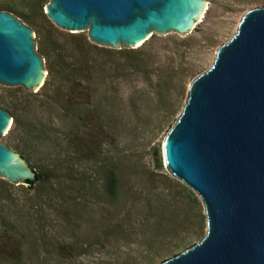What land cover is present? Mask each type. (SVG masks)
Masks as SVG:
<instances>
[{"label":"rangeland","instance_id":"rangeland-1","mask_svg":"<svg viewBox=\"0 0 264 264\" xmlns=\"http://www.w3.org/2000/svg\"><path fill=\"white\" fill-rule=\"evenodd\" d=\"M205 1L185 34L107 46L55 25L49 0H0L33 30L45 71L39 89L0 83L13 120L0 142L46 180L0 176V264H158L203 236L202 202L168 170L161 145L189 82L264 5Z\"/></svg>","mask_w":264,"mask_h":264},{"label":"water","instance_id":"water-1","mask_svg":"<svg viewBox=\"0 0 264 264\" xmlns=\"http://www.w3.org/2000/svg\"><path fill=\"white\" fill-rule=\"evenodd\" d=\"M205 0H49L58 27L107 46H140L152 32L185 34ZM45 71L33 30L0 9V83L39 89ZM0 107V135L12 124ZM168 170L200 198L205 233L158 264H264V5L248 9L187 97L161 145ZM0 176L33 181L26 160L0 142Z\"/></svg>","mask_w":264,"mask_h":264},{"label":"trees","instance_id":"trees-1","mask_svg":"<svg viewBox=\"0 0 264 264\" xmlns=\"http://www.w3.org/2000/svg\"><path fill=\"white\" fill-rule=\"evenodd\" d=\"M14 119H16V118H14ZM14 121H15V120H14ZM33 171L35 172V179H34L33 181L25 180L24 182L27 183L29 186H31V185L34 184V183H39V184L45 183L46 180H44V179L42 178L40 172L35 171L34 169H33ZM110 185H112V184H110ZM110 185H109V186H110ZM113 188H114L113 185H112V187L110 186V190H113ZM182 250H183V249H182ZM182 250H181V251H182Z\"/></svg>","mask_w":264,"mask_h":264}]
</instances>
